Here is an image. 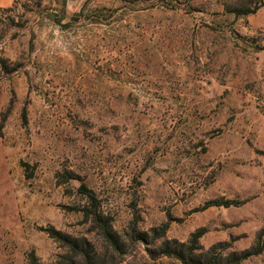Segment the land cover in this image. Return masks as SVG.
I'll use <instances>...</instances> for the list:
<instances>
[{
    "label": "rangeland",
    "instance_id": "rangeland-1",
    "mask_svg": "<svg viewBox=\"0 0 264 264\" xmlns=\"http://www.w3.org/2000/svg\"><path fill=\"white\" fill-rule=\"evenodd\" d=\"M246 1L0 0V264L31 251L65 261L51 229L85 238L94 264H183L158 249L196 230L204 250L253 245L264 228V6L227 9ZM222 199L235 204L205 206ZM239 264H264V250Z\"/></svg>",
    "mask_w": 264,
    "mask_h": 264
},
{
    "label": "trees",
    "instance_id": "trees-1",
    "mask_svg": "<svg viewBox=\"0 0 264 264\" xmlns=\"http://www.w3.org/2000/svg\"><path fill=\"white\" fill-rule=\"evenodd\" d=\"M18 3V1H17ZM40 5L39 3L37 4ZM261 6H264L263 0H250L249 2H241L240 4L233 5L228 9V11L235 16H247L253 14ZM5 119L0 120V131L3 128V123ZM80 193L86 195L88 200L92 203L95 201L93 193L88 190L84 185L79 186ZM235 202L232 200H212L205 204V206H222L229 207L234 205ZM85 217H90L93 224H95L101 233L107 238L110 245L114 248L118 246V238L116 234L112 231L110 222L102 218L95 209L84 208ZM48 235L52 238L64 241V244L68 248L69 256H60V258L65 261H56L54 264H94V252L91 248L90 243L85 238H72L68 235H63L60 232L54 231L53 229L47 231ZM137 239L140 241L147 240L148 234L146 232H136ZM153 237L158 240L164 236L165 228L164 226L158 227L152 230ZM202 236V232L196 230L193 232L187 242H169L165 240L158 253L160 255L174 257L178 259L183 264H239L242 261L259 255L264 250V228H262L256 235L253 245L241 251H229L230 246L227 242H218L211 245L207 249L199 248L198 241ZM23 264H40L39 258L36 256L34 251H31Z\"/></svg>",
    "mask_w": 264,
    "mask_h": 264
}]
</instances>
